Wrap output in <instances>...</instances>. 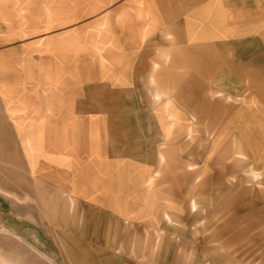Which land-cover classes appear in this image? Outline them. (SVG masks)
Segmentation results:
<instances>
[{
	"label": "rangeland",
	"instance_id": "obj_1",
	"mask_svg": "<svg viewBox=\"0 0 264 264\" xmlns=\"http://www.w3.org/2000/svg\"><path fill=\"white\" fill-rule=\"evenodd\" d=\"M97 13L91 0H0V46L5 49L0 76L4 87L38 88L36 118L50 98L40 94L42 88L66 82V70L84 66L83 54L91 48L90 21ZM160 40L165 43L153 42L144 51L153 58L148 68L158 75L144 78V97L135 98L145 107L142 112L156 113V125L148 119L146 130L142 126L123 144L131 145L134 162L116 145L115 217L73 194L91 197L94 141L88 119L82 123V161L68 163L67 172L43 174L29 171L26 140H13L8 117H2L0 264H264V166L252 163L248 149L263 139L247 131L242 142L235 134L222 136L229 126L247 130V121L255 117L251 108L264 109V81L247 75L250 67L240 81L233 72L219 74L217 61L204 59L207 53L182 59L177 44L167 37ZM251 54L243 60L245 67ZM173 56H180L173 68L179 75L170 77ZM187 68L195 73L186 76ZM42 97L47 103L39 109ZM170 111L181 121L167 136L162 130ZM239 114L241 125L236 124ZM161 117L163 125L158 124ZM26 122L21 116L19 137L25 136ZM74 176L84 187L71 192L39 182L61 178L70 187ZM130 211L137 215L131 221L125 219Z\"/></svg>",
	"mask_w": 264,
	"mask_h": 264
},
{
	"label": "crops",
	"instance_id": "obj_2",
	"mask_svg": "<svg viewBox=\"0 0 264 264\" xmlns=\"http://www.w3.org/2000/svg\"><path fill=\"white\" fill-rule=\"evenodd\" d=\"M91 7L98 13L97 19L90 21L91 48L89 53L86 51L83 54L86 59L84 66L66 70V82L60 80L57 85L49 84L47 88H42L40 94L44 97L50 94V98L46 100L48 103L43 97L40 100L42 105L39 109L47 103V110L41 116L39 114L40 117L36 118L33 113V97L38 88L33 84L20 86L18 83L4 87L0 76V140L2 117L6 115L14 132L13 140H26L31 173L67 172L68 163L72 166L77 160L82 161L80 149L83 132L86 131L82 123L84 118L88 119L85 123L93 125L89 131L94 141L90 151L91 197L87 199L73 194L81 202L115 217L112 206L116 203L113 178L114 159L118 151L116 145L122 149L120 153L125 151V158L132 160L127 148L131 145L124 147L123 144L134 132L142 130V126L146 130L148 119L153 120L152 125H156L157 121L156 113L152 109L142 112L145 107L135 99L137 94L138 97L142 95L140 98L144 97L140 93L141 81L158 75L152 74L148 68L147 61H153V58H149V53L144 51L153 42L164 44L160 39L167 37L179 46L182 59L193 60L195 55L207 53L204 59L217 61L219 74L233 72L231 76L233 74L240 81L244 77V68L248 70L250 67L247 75L253 79L260 76L256 82L264 81L261 80L264 77V0H91ZM101 12L104 13L102 18L98 15ZM243 45L249 46V50L243 52ZM1 51H5L2 46ZM250 54L252 56L245 67L243 60L248 59ZM179 58H171L170 72L167 73L170 77L179 75L173 69L174 61ZM230 63L234 65L229 68ZM185 73L189 76L195 72L187 68ZM19 94L20 98L23 95L22 101H19ZM251 109L255 117L247 121L248 129L226 127L222 135L224 139L229 134H235L242 142L244 131L246 134L253 133L256 140L264 141V109L258 108V105ZM240 114L236 124L241 125ZM21 116H25L27 121L23 137H19L23 134ZM167 118L170 122L165 123L167 127L162 128V132L172 136L174 126L179 124L181 117L177 112L170 111ZM162 119L158 124L163 125ZM120 134L124 135L117 136ZM263 141L248 147L252 151L249 155L253 164L264 166ZM38 146H42V150ZM35 164L41 165V168L38 169ZM58 179L54 182L55 178L48 177L39 179V182L57 192H65L66 188H70L71 192L84 187L80 176L72 177L70 187L64 179ZM125 217L131 221L137 215L133 216L130 211ZM165 217L163 220L166 222Z\"/></svg>",
	"mask_w": 264,
	"mask_h": 264
}]
</instances>
